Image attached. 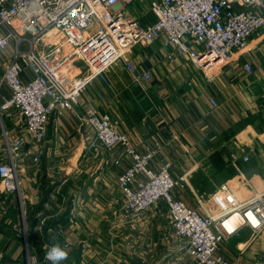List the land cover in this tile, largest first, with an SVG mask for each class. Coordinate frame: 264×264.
Masks as SVG:
<instances>
[{
	"label": "crops",
	"instance_id": "0c3cea01",
	"mask_svg": "<svg viewBox=\"0 0 264 264\" xmlns=\"http://www.w3.org/2000/svg\"><path fill=\"white\" fill-rule=\"evenodd\" d=\"M157 43L153 51L135 49L143 61L132 59L150 71L149 80L140 85L122 62L115 63L106 78L86 88L75 111L51 118L39 163L27 155L15 159L17 189L3 192L0 178V264H28L35 253L40 264H51L47 245L55 244L68 252L62 264H195L163 199L139 217L125 211L118 178L130 158L85 129L81 116L89 106L119 119L140 152L156 149L153 169L169 161L173 176L186 173L187 185L174 189V196L203 215L223 212L230 198L264 193V63L257 58L264 41L251 54L254 74L237 60L210 81L185 58L169 63L171 48ZM11 53L12 46L0 51V104L11 93L3 81ZM19 117L17 108L0 112V165L13 160L8 142L23 130ZM236 152L241 158L233 162ZM246 152L248 161L242 159ZM42 218L47 227L40 233ZM218 254L229 264L264 260V228L241 227L221 242Z\"/></svg>",
	"mask_w": 264,
	"mask_h": 264
},
{
	"label": "built area",
	"instance_id": "2783aa9c",
	"mask_svg": "<svg viewBox=\"0 0 264 264\" xmlns=\"http://www.w3.org/2000/svg\"><path fill=\"white\" fill-rule=\"evenodd\" d=\"M135 1L0 0V51L12 46L3 75L11 93L3 98L0 112L17 108L23 126L8 142L12 162L0 165L3 192L18 187L15 159L27 155L39 163L51 118L75 111L86 88L96 78H106L115 63L122 62L140 85L151 78L149 70L129 57L140 43L160 41L171 48L169 63L185 58L208 81L225 65L241 59L244 70L255 73L250 60L257 44L264 41V0H148L144 16L128 8ZM211 102L217 106L214 99ZM81 120L104 147H120L130 158L118 178L125 211L139 217L163 199L173 231L183 239V249L195 264H229L218 254L221 242L243 226L257 232L264 228V193L243 201L230 198L223 212L203 215L174 196V189L187 185V174L173 176L169 161L153 169L151 160L157 150L140 152L121 130L119 119L89 106ZM27 145H34L33 151ZM222 190L231 196L225 185ZM39 224L42 233L47 219ZM41 261L36 253L29 255L28 264Z\"/></svg>",
	"mask_w": 264,
	"mask_h": 264
},
{
	"label": "rangeland",
	"instance_id": "374dc122",
	"mask_svg": "<svg viewBox=\"0 0 264 264\" xmlns=\"http://www.w3.org/2000/svg\"><path fill=\"white\" fill-rule=\"evenodd\" d=\"M128 8L129 9H131V11L134 13V14H136L137 16H144L145 14H147L148 15V9H149V1L148 0H138V1H135L134 3H132V4H128ZM150 18V17H149ZM264 40V39H263ZM158 44L159 43H157V42H152V43H150V44H143V43H140V44H138V45H136L133 49H132V51H130L129 52V57L131 58V59H137V62L139 61V59L140 60H142V59H144L143 58V56L142 55H139V56H136V54L134 55V53H135V49L137 48V47H144V48H146V49H148L149 51H153L154 49L153 48H155L156 46H158ZM153 47V48H152ZM141 49H139V51H140ZM258 53H257V58H258V60L260 61V62H263L264 63V51L262 52V51H260V50H258L257 51ZM153 57L155 56V55H152ZM138 57H139V59H138ZM156 58V57H155ZM242 60V59H241ZM143 61V60H142ZM144 63V62H143ZM139 65V64H138ZM141 65H142V63H141ZM140 66V65H139ZM141 67V66H140ZM129 79H131V77L129 76L128 77ZM237 153L238 152H236L235 154H232V161L233 162H236L239 158H241L239 155H237ZM245 155H247L248 157H249V159H250V156H249V154L246 152L244 155H242V159L244 158V156Z\"/></svg>",
	"mask_w": 264,
	"mask_h": 264
},
{
	"label": "clouds",
	"instance_id": "9594fccd",
	"mask_svg": "<svg viewBox=\"0 0 264 264\" xmlns=\"http://www.w3.org/2000/svg\"><path fill=\"white\" fill-rule=\"evenodd\" d=\"M67 258L68 252L59 244L53 245L46 254V259L51 261V264H62V261L67 260Z\"/></svg>",
	"mask_w": 264,
	"mask_h": 264
}]
</instances>
